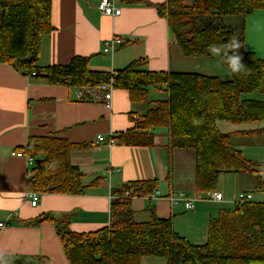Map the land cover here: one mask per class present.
I'll return each instance as SVG.
<instances>
[{
    "label": "trees",
    "instance_id": "trees-1",
    "mask_svg": "<svg viewBox=\"0 0 264 264\" xmlns=\"http://www.w3.org/2000/svg\"><path fill=\"white\" fill-rule=\"evenodd\" d=\"M51 1L0 0V63L50 85L81 89L112 80L113 88L126 90L134 104L144 103L150 88H162L165 97L148 102L132 128L116 137L112 134L114 143L152 146L154 129L166 128L167 153L173 148L195 151L197 192L217 190L219 176L231 173L250 176L254 190L264 193V165L246 158L230 134L216 125L218 120L233 124L264 120V100L243 97L264 94V59L244 43V18L264 9V0H165L155 5L188 58L205 57L211 47L233 37L239 40L245 70L233 74L219 57L229 73L227 80L191 71H150L144 58L112 73L91 70L90 58L79 55L63 64L40 65L42 38L53 30ZM227 16H239L241 21L228 25ZM82 99L89 101L87 93ZM86 145L57 134L29 136L18 148L34 160L27 189L39 194H85L99 178L84 184L70 152ZM154 189V179L114 188L109 223L95 231L74 232L67 217L50 214L23 224L52 221L69 264H142L144 258L162 259L165 264H264V201L251 198L231 209L223 207L209 219L205 242L194 244L174 231L171 218H160L154 210L147 221L134 220L132 198L123 197L124 192L134 197Z\"/></svg>",
    "mask_w": 264,
    "mask_h": 264
},
{
    "label": "crops",
    "instance_id": "crops-1",
    "mask_svg": "<svg viewBox=\"0 0 264 264\" xmlns=\"http://www.w3.org/2000/svg\"><path fill=\"white\" fill-rule=\"evenodd\" d=\"M164 1L115 0L120 14L108 16L99 11L100 0H52L53 30L42 38L39 64H63L79 55L90 58L91 70L112 73L132 60L144 58L150 71L216 75L205 65V58L211 53L195 59L182 54L166 19L158 15L155 7ZM247 18L245 47L264 59V9ZM114 36L121 37L123 44L112 53L104 52V42ZM81 92L77 87L38 81L0 63V220L8 217L0 232V259L5 264H69L52 221L38 225L23 223L50 214L56 219L67 217L74 232L95 231L109 223L112 190L129 181L154 179L159 193L156 199L140 195L131 199L135 221H147L154 210L160 218H171L174 231L194 244L204 243L208 221L217 216L223 205L234 204L240 192H249L253 197L247 189L252 183L250 176L228 173L218 179L216 191L222 193V202L198 200L192 211L182 206L171 207L166 199L171 192L203 194L195 187L194 150L173 148L167 153L166 128L154 129L152 146L108 147L96 141L98 134L107 139L111 134L116 137L132 128L134 120L159 99L153 95H165L163 89L150 88L145 102L134 104L126 90L113 88L111 109L100 102L83 100ZM216 125L221 132L230 134L232 144L246 158L264 163V120L240 124L218 120ZM244 131L251 133L242 134ZM56 134L75 144H87L73 149L70 161L83 173L84 184L96 178L99 181L81 195L39 194L32 206L27 196V180L33 165L27 159L28 154L18 148L25 146L31 135ZM250 144L260 145V152L249 156ZM17 152L23 156H16ZM226 183L245 188L234 197L225 189ZM148 264L165 261L152 258Z\"/></svg>",
    "mask_w": 264,
    "mask_h": 264
},
{
    "label": "built area",
    "instance_id": "built-area-1",
    "mask_svg": "<svg viewBox=\"0 0 264 264\" xmlns=\"http://www.w3.org/2000/svg\"><path fill=\"white\" fill-rule=\"evenodd\" d=\"M97 7L99 11L104 15L116 16L120 14V9L116 7L115 0H100ZM122 44H123V39L119 36H114L111 39L104 42L103 51L112 53ZM33 74L34 73H32V75ZM263 84H264V80H263ZM81 89H82L81 94L83 92L87 93L89 101L100 102L104 106V108L111 109V98H112V89H113L112 80H110L107 83H101L98 86H91V87L88 86ZM96 141L104 142V144L108 147L115 144L112 139V134L109 135L107 139H105L101 134H98L96 135ZM16 156L18 157L23 156L22 152H17ZM27 159L30 164L34 163V160L30 156H28ZM118 170L119 169H117V171ZM27 196L30 199V204L32 206H35L39 198V193L35 191H29ZM141 196H143L145 199L151 200L158 198L159 193L157 189H154L151 193ZM123 197L133 198L132 195L127 191L124 192ZM251 198H252L251 193L240 192L234 204L235 205L241 204L245 200H250ZM166 199L168 200V203L170 204L171 207L182 206L186 211H192L194 209V204L196 201L207 200L212 202H222L223 195L222 193L215 190L206 191L203 194H192V195L184 191H175L169 193ZM7 223H8V217H6V219L0 220V232L7 225Z\"/></svg>",
    "mask_w": 264,
    "mask_h": 264
},
{
    "label": "rangeland",
    "instance_id": "rangeland-1",
    "mask_svg": "<svg viewBox=\"0 0 264 264\" xmlns=\"http://www.w3.org/2000/svg\"><path fill=\"white\" fill-rule=\"evenodd\" d=\"M248 20L249 19L247 17L244 18V30H245V27H246L245 26L246 22L249 24ZM224 21L228 25H234V24H239L240 21H241V18L239 16H227ZM245 32H246V30H245ZM205 61H206L205 65L207 67H210L211 70L214 71V74L219 76L221 79H224V80L229 79V76H227L228 72H227L226 68L222 65V63L220 62V59H219L218 56H213L212 54H210V57L209 58H205ZM156 95L157 94L153 95V96H155L154 98L163 99L165 97L164 94L160 95L159 97H156ZM243 97L244 98H252V99L264 100V94H260L259 92H253L251 94L244 95ZM263 148H264V146H263ZM249 149H250V151H249V156H250V154H253L256 151L260 152V145L258 147H256V145L253 146L252 144H250V148ZM262 159L264 160V157H262ZM262 159H259V160H262ZM256 162H259V161H256ZM263 165H264V163H263ZM224 186H226L225 187L226 190H229V194L234 195V197H235V195H237L239 193V191L241 189L243 190L245 188V187L239 188V186L237 187L235 184L233 186L232 185H228V183H226ZM247 189H250L252 194H253L252 200H254V201H264V193H260V192H258L256 190H254L252 183L247 186ZM223 206H224V208H230L231 209L234 206V204H228V205H223ZM205 240L203 239L202 242H205ZM151 260H152V258H144L142 261H143V264H148V262L151 261ZM153 261H160L161 262V260H155V259H153Z\"/></svg>",
    "mask_w": 264,
    "mask_h": 264
},
{
    "label": "clouds",
    "instance_id": "clouds-1",
    "mask_svg": "<svg viewBox=\"0 0 264 264\" xmlns=\"http://www.w3.org/2000/svg\"><path fill=\"white\" fill-rule=\"evenodd\" d=\"M241 43L235 37L224 42L221 46H213L209 49L213 56L220 57L227 64L228 69L233 74H240L245 70L242 54L240 52ZM198 123V121H194ZM0 264H5L3 259H0Z\"/></svg>",
    "mask_w": 264,
    "mask_h": 264
},
{
    "label": "water",
    "instance_id": "water-1",
    "mask_svg": "<svg viewBox=\"0 0 264 264\" xmlns=\"http://www.w3.org/2000/svg\"><path fill=\"white\" fill-rule=\"evenodd\" d=\"M36 163L38 164V163H39V161L37 160V161H36Z\"/></svg>",
    "mask_w": 264,
    "mask_h": 264
}]
</instances>
